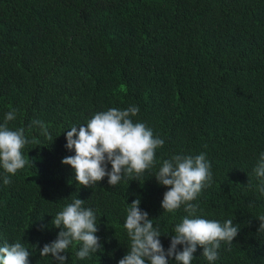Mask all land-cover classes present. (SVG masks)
<instances>
[{"label": "trees", "instance_id": "16d2710c", "mask_svg": "<svg viewBox=\"0 0 264 264\" xmlns=\"http://www.w3.org/2000/svg\"><path fill=\"white\" fill-rule=\"evenodd\" d=\"M130 106L165 141L158 162L206 154L212 183L194 201L198 215L240 229L212 264H264V194L253 173L264 152V0H0V123L18 110L9 128L25 129L30 159L8 185L0 169V246L19 241L29 264H57L40 251L60 231L53 218L79 198L97 216L103 250L80 260L70 246L66 264H118L130 243L127 208L139 198L167 251L186 213L162 209L159 163L137 181L110 187L105 177L91 188L62 164L75 155L72 126ZM202 251L192 264H210Z\"/></svg>", "mask_w": 264, "mask_h": 264}, {"label": "clouds", "instance_id": "9594fccd", "mask_svg": "<svg viewBox=\"0 0 264 264\" xmlns=\"http://www.w3.org/2000/svg\"><path fill=\"white\" fill-rule=\"evenodd\" d=\"M17 111H8L0 123V169L8 174L3 177L5 185L10 184V177L30 160H26L22 152L29 143L25 129L9 128V123L17 118ZM138 113L136 106L126 110L109 108L94 114L85 126H72L66 134V148L75 155L65 157L62 164L74 170L79 185L91 188L105 177L110 187L124 177L137 181L159 163L154 177L159 185L167 188L162 209L175 214L183 207L186 215L176 224L175 234L170 236V246L165 251L159 228L154 227L148 213L141 210L140 199L134 200L127 208L124 223L130 243L127 254L118 264H170L172 258L175 264H192L198 247L203 250L202 256L212 264L219 258L221 245L230 248L240 229L232 219L221 223L198 215L199 205L194 201L204 188L211 186L210 162L205 153L196 156L174 154L158 162L156 152L163 148L165 141L155 136L146 124L134 121ZM33 123L39 125L42 135L51 139L42 121ZM253 173L259 181L256 189L264 194V152L260 154ZM247 186L252 187L250 182ZM83 205V200L75 198L53 218L52 225L60 231L54 241L43 246L41 257L51 256L57 264H66L68 257L62 254L68 253L70 246H79L76 256L80 260L103 250L96 235L99 230L97 216L91 208ZM258 220V233L264 232V215ZM177 246H182V250ZM30 255L19 241L0 246V264H29Z\"/></svg>", "mask_w": 264, "mask_h": 264}]
</instances>
